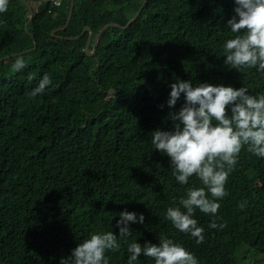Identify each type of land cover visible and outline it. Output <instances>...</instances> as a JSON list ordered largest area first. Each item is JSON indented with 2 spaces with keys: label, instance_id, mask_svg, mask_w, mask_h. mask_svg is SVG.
Returning a JSON list of instances; mask_svg holds the SVG:
<instances>
[{
  "label": "trees",
  "instance_id": "1",
  "mask_svg": "<svg viewBox=\"0 0 264 264\" xmlns=\"http://www.w3.org/2000/svg\"><path fill=\"white\" fill-rule=\"evenodd\" d=\"M70 1L8 0L0 13V58L9 56L0 60V264H59L91 234L118 236L125 210L145 221L129 224L131 236L105 253L109 264H127L129 244H158L162 235L199 264H264V158L242 148L216 215L195 210L204 229L197 244L165 213L203 185L195 176L179 184L151 143L183 103L167 107L177 79L264 94V71L224 64L234 0H146L127 28L103 31L91 56L87 32L65 37L124 26L143 0H74L68 26L52 35ZM18 56L26 66L14 71ZM45 74L50 84L30 96ZM136 264L155 262L141 255Z\"/></svg>",
  "mask_w": 264,
  "mask_h": 264
},
{
  "label": "clouds",
  "instance_id": "2",
  "mask_svg": "<svg viewBox=\"0 0 264 264\" xmlns=\"http://www.w3.org/2000/svg\"><path fill=\"white\" fill-rule=\"evenodd\" d=\"M234 4V14L226 23L233 35L223 44L224 64L236 70L264 71V0H234ZM7 8L8 0H0V13ZM25 66L24 58L18 56L12 68L20 71ZM50 82L45 74L29 95L43 93ZM170 89L167 107L175 108L182 96L183 103L168 113L171 130L157 128L151 132L153 149L169 158L179 184L185 185L195 176L203 187H189L177 206L167 208L165 217L200 244L204 242V229L193 218L195 210L216 215L220 207L217 201L228 195L225 185L242 148L247 146V151L264 158V94L251 95L244 86L237 89L207 82L194 86L190 80L179 79L170 84ZM118 215V236L112 231L91 234L69 256L61 257L59 264H109L105 253L119 250V241L131 236L129 224L145 221L142 213L125 210ZM209 227L223 225L212 222ZM127 251V264H136L141 255L153 258L155 264H199L192 252L164 235L158 244L132 242Z\"/></svg>",
  "mask_w": 264,
  "mask_h": 264
},
{
  "label": "water",
  "instance_id": "3",
  "mask_svg": "<svg viewBox=\"0 0 264 264\" xmlns=\"http://www.w3.org/2000/svg\"><path fill=\"white\" fill-rule=\"evenodd\" d=\"M42 1H46V2H48V0H42ZM26 4H27V6L29 7V9H30V14H29V21H30V19H31V17H32V15H33V11H32V8H31V6H30V4H29V2H26ZM145 4H146V0H143V2H142V4H141V7L139 8V10H138V12L126 23V25H124V26H121V25H119V24H116V23H109V24H106L99 32H98V34H97V36L95 37V39H94V44H93V46L92 47H90V44H91V41H92V37H93V32H92V29L90 28V27H84L83 29H82V31H81V33H80V35L78 36V37H81L82 35H84L86 32L88 33V40H87V43H86V46H85V53L86 54H88V55H93L94 54V51H95V48H96V45H97V43H98V41H99V39H100V37H101V35H102V33H103V31L106 29V28H108V27H110V26H115V27H121V28H123V29H125V28H127V26L130 24V23H132L139 15H140V12L142 11V9H143V7L145 6ZM73 7H74V0H71L70 1V7H69V11H68V16H67V20H66V23H65V25L62 27V28H60V29H65L67 26H68V24H69V22H70V20H71V17H72V12H73ZM29 21L25 24V28L27 27V24L29 23ZM59 29V30H60ZM56 31H58V29H54V30H52V35L56 32ZM14 54H16V53H13L12 54V56H15ZM9 56H5V57H3V58H8ZM3 58H0V60L1 59H3Z\"/></svg>",
  "mask_w": 264,
  "mask_h": 264
},
{
  "label": "rangeland",
  "instance_id": "4",
  "mask_svg": "<svg viewBox=\"0 0 264 264\" xmlns=\"http://www.w3.org/2000/svg\"><path fill=\"white\" fill-rule=\"evenodd\" d=\"M30 6H31V5H30ZM64 25H65V24H64ZM64 25H63V26H64ZM63 26L57 28L58 31L63 30V29H60V28H62ZM104 26H105V25H104ZM104 26H103V27H104ZM103 27H102V28H103ZM102 28H101V29H102ZM59 29H60V30H59ZM101 29H100V30H101ZM100 30H99V31H100ZM99 31H98V32H99ZM98 32H97V34H98ZM87 34H88V33H87ZM97 34L95 35V37L97 36ZM79 35H80V34H79ZM79 35H77V36H73L74 38H69V37H65V38H67V39H78V38H79V37H78ZM88 36H89V35H87V40H88ZM95 37H94V38L92 37V41H91L90 47L93 46ZM86 43H87V41H86ZM85 46H86V45H85ZM83 51L85 52V47H84ZM87 55H88V54H87ZM88 56H91V55H88ZM253 254H254V253H250L249 255L252 256ZM252 257H253V256H252Z\"/></svg>",
  "mask_w": 264,
  "mask_h": 264
},
{
  "label": "built area",
  "instance_id": "5",
  "mask_svg": "<svg viewBox=\"0 0 264 264\" xmlns=\"http://www.w3.org/2000/svg\"><path fill=\"white\" fill-rule=\"evenodd\" d=\"M53 2V4L55 5H59L60 4V0H51Z\"/></svg>",
  "mask_w": 264,
  "mask_h": 264
},
{
  "label": "bare ground",
  "instance_id": "6",
  "mask_svg": "<svg viewBox=\"0 0 264 264\" xmlns=\"http://www.w3.org/2000/svg\"><path fill=\"white\" fill-rule=\"evenodd\" d=\"M70 38H74V37H70Z\"/></svg>",
  "mask_w": 264,
  "mask_h": 264
}]
</instances>
